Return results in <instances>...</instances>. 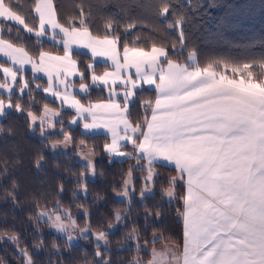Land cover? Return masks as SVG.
Segmentation results:
<instances>
[{"label": "snow or ice", "instance_id": "obj_1", "mask_svg": "<svg viewBox=\"0 0 264 264\" xmlns=\"http://www.w3.org/2000/svg\"><path fill=\"white\" fill-rule=\"evenodd\" d=\"M33 10L34 23L28 18ZM91 15L90 8L86 12L80 5L62 21L52 0H31L27 10L19 0H0V54L7 58L0 62V117L9 110L23 113L29 130L39 131L45 140L51 133L68 142L63 113L70 109L68 128L105 129L113 146L134 143L150 161L174 165L177 175L168 182L185 191L167 198L182 205L180 250L159 234L150 242L159 241V249L144 248L149 253L145 264H264V78L250 64H210L189 72L179 63L170 64L162 45L139 33L122 40L114 18L104 20L102 34L94 31ZM136 28L132 19L123 31ZM25 36L35 38L32 48L25 46ZM45 39L55 53L46 50ZM76 49L90 53L83 64ZM96 58L103 63L98 65ZM145 87L154 89L152 98L138 95ZM37 91L59 100L57 110H49L47 103L26 110L20 100L27 95L29 109L34 108ZM135 108L142 109L138 121L132 118ZM4 131L0 125V133ZM48 146L57 149L56 144ZM87 147L81 143L79 151ZM105 150L117 154L115 147ZM42 159L35 160L37 169ZM8 163L0 160V178L8 175ZM12 185L19 187L15 180ZM57 192L63 193L59 185ZM81 213L89 217L86 210ZM37 216L66 235L69 247L73 233L89 238L62 201L52 207L44 202ZM115 219L119 222L120 215ZM91 239L96 257H103L101 264H109L110 257L99 251L108 243L106 234L92 233Z\"/></svg>", "mask_w": 264, "mask_h": 264}, {"label": "trees", "instance_id": "obj_2", "mask_svg": "<svg viewBox=\"0 0 264 264\" xmlns=\"http://www.w3.org/2000/svg\"><path fill=\"white\" fill-rule=\"evenodd\" d=\"M62 21L74 16L82 5L87 12L91 9L90 27L101 34L106 18L119 23L121 39L131 41L139 33L145 40L162 45L167 51L169 62L179 63L188 69L198 70L208 65L219 68L222 64L238 66L252 65L258 78H264V0H52ZM27 10L31 0H19ZM166 12V14H164ZM29 16L30 22L34 23ZM137 20V28L124 33V25ZM25 46L32 48L34 37L25 36ZM47 51L56 52L50 41H45ZM195 55V63L191 56ZM89 55L80 53L83 62ZM101 63H98L100 65ZM99 71V68H98ZM95 97L98 93L94 91ZM141 99H150L154 90L144 89ZM94 97V98H95ZM100 98L102 99L103 96ZM51 103L39 92L35 93L34 108L29 109V99L22 103L26 110L39 109ZM142 109L132 110V118L138 121ZM5 129L0 133V160L9 161L7 176L0 178V233L12 232L20 237L19 245L25 246L32 264H101L95 255L91 236L80 239L79 244L71 243L57 235L51 225L40 222L37 211L43 210L44 202L52 207L62 201L70 209L78 227H88L94 233L104 232L116 222L117 227L108 234V243L99 251L110 257L109 264H136L143 258L145 264L149 253L144 248L161 245L150 243L153 237L162 234L166 240H180L182 220L178 210L179 200L167 198L169 177L177 173L165 166H154L158 176L154 178L155 192L138 204V195L144 185L145 171L135 166L130 159L110 160L102 152L107 137L83 136L78 129L73 131L76 141L90 145L97 156L96 179L88 178V168L76 161L74 155L51 153L36 131L28 128L25 114L9 112L0 121ZM11 129V133H9ZM50 140L55 139L52 137ZM42 156L41 166L35 167V160ZM19 160L18 164L14 162ZM0 165V171H3ZM134 177V195L128 203L123 195L124 182L129 173ZM15 180L19 187L13 188ZM58 185L63 193L57 192ZM81 188L87 194H81ZM133 191L129 192L132 195ZM183 187L175 186L176 195H182ZM15 201V203L13 202ZM81 209L88 212L86 219ZM120 214L117 222L116 215ZM141 246V248L139 247ZM24 257L11 243L0 242V264H25ZM139 260V259H138Z\"/></svg>", "mask_w": 264, "mask_h": 264}, {"label": "rangeland", "instance_id": "obj_3", "mask_svg": "<svg viewBox=\"0 0 264 264\" xmlns=\"http://www.w3.org/2000/svg\"><path fill=\"white\" fill-rule=\"evenodd\" d=\"M45 41H49V40L45 39ZM53 53H55V52H53ZM79 53L83 54L84 52H79ZM189 61L191 63H195V61H196L195 55H192L191 56V60H189ZM0 62L7 63V58L4 57L2 54L0 56ZM98 63H102V62L97 61V64ZM108 63H110V62H108ZM171 63H173V62H171ZM181 66H183V65H181ZM27 74H28L29 77L31 76L30 68L28 69ZM149 90H154V89H149ZM94 91H93V93H95ZM37 93H39V91H37ZM93 93H92V96H93ZM96 93H97V91H96ZM41 94L46 98V100H48L51 103V105H49V104L47 105L49 110H57L56 108L59 105V100L51 97L48 94H44V93H41ZM0 95H4V91L2 89H0ZM95 96L96 95H94V97ZM101 97H102V95H101ZM26 100H27V95H24L23 98L20 100L21 104L24 101H26ZM16 101H17V97L13 96L11 102L15 103ZM12 111L13 110H9V112H12ZM71 111L72 110L69 109V110H67V111H65L63 113V118H64L63 127L68 129L67 132H66V136L68 138V142H66L63 138H61L59 136H55L54 134H51V133L49 134V135H51L50 138L52 139V137H53L55 139H52V140L47 139V140H45L43 137H41V133L39 131H36V133H37V135L39 136L40 139H43V141L46 142L47 145H51V144H56L57 145L56 151H53L48 146L49 147V151L51 153H57V154H62V155H72V154L75 155L77 153L76 161L78 160L81 164L85 165L88 168V174H87V175H89L88 178H91V179L94 180V179H96V175H95L96 164L95 163L99 160V158L101 156L100 157L97 156L96 153L93 151V149L90 147V145L86 144V142H84V141H76L75 138H74L73 131H75V129H78L79 133L82 134L83 136H86V137L87 136H99V135H103V136L107 137V133H106L105 129L94 130V133H90L89 131H85V129L83 128L82 125H80V126H72L71 128H68V121L70 119H72ZM19 114H23V113H19ZM4 118L5 117H0V121L3 120ZM59 127L60 126L57 125V128H59ZM107 140H108V142H106L102 146V152H104V155H107L110 158V160L123 161V160H126V159H130L133 162H136L134 164L135 166L139 167L140 170L142 169L143 171H145L146 175H143V178L145 180L144 181V185L142 187V190H141L140 194L138 195L139 199L137 200L138 204H142L146 198H148L149 196H151L155 192V189L153 188V183H151V184L148 183V181L153 180V178L158 176V173H156V171H155V169L153 167L161 165V166H165V167H167L169 169L170 168L173 169L174 165H171V164L169 165V163H167V162H158V163L156 162V163H154V162L150 161L148 158H146V157H144L142 155V153L138 150V147L134 146V143L133 144H129V145L123 147V148H120L119 144L113 146L111 144V142H110L108 137H107ZM81 143L86 144L88 146L87 150L84 151L83 153H81L79 151V147H80ZM113 147H115L117 154L109 155L108 151H106L105 149L106 148H113ZM89 164L91 165V167L87 166ZM153 164H154V166H153ZM134 177L135 176H133V174L130 172L129 175L127 176V178L125 179V182H124V186H125L124 193H123L122 196H120L121 198H123V200H127L128 203H130L132 201V197L134 195V190H133L134 189V185H133ZM130 191H133L132 195H129ZM184 191H185V189H184ZM168 193L176 194L174 185H171L169 187ZM81 194H83L85 196L87 194V192L84 193V192L81 191ZM75 224H76V227L78 229L84 230L85 234L88 237L91 236L92 233H94L92 231H89L88 227H83L82 228L80 226L78 227L77 223H75ZM116 227H117V224H116V222H114V224L109 226V228L104 231V233L106 234L107 242H108V234H109V232H112ZM52 228H53V231L55 233H57V235H62L65 238H67V240H68V237L66 235H64L63 233L57 232L53 226H52ZM72 235H73L74 239H73V241L71 243H73V244H79L80 241H81L80 239L84 238V237L79 235V232L73 233ZM181 240H182V235H181L180 240H173V241L172 240H165L164 243L169 245V246H171V247H173V248H175V249H177V250H180V242H181ZM0 242L1 243L4 242V243L13 244L14 248L19 251V253L22 255V257H24L23 260H25V264H32V259H30V256L28 254L27 249L25 248V246L21 247L19 245L20 237H18L16 234H12V232L6 233V234L0 233ZM94 242L96 243V241H94ZM102 247H104V246L102 245ZM139 247L141 248L140 245H139ZM153 247H156V248L159 249L161 247V245L153 246ZM138 261L139 262H143V258H137V259H135L133 261V263L139 264Z\"/></svg>", "mask_w": 264, "mask_h": 264}, {"label": "crops", "instance_id": "obj_4", "mask_svg": "<svg viewBox=\"0 0 264 264\" xmlns=\"http://www.w3.org/2000/svg\"><path fill=\"white\" fill-rule=\"evenodd\" d=\"M53 5H54V2H53ZM5 43H7V41H5ZM76 51L78 52H84V54H87V55H90V53H88V50L87 49H76ZM0 56H1V54H0ZM96 60L97 61H99V62H102L103 63V61H102V58H96ZM106 63H108V62H106ZM170 64H174V63H171V62H169ZM188 69V68H187ZM188 71L189 72H193V71H197V70H195V69H191V68H189L188 69ZM147 88V87H146ZM90 133H94V131H92V132H90ZM159 162H167V161H159ZM158 163V162H157ZM168 163V162H167ZM170 165V164H169Z\"/></svg>", "mask_w": 264, "mask_h": 264}]
</instances>
